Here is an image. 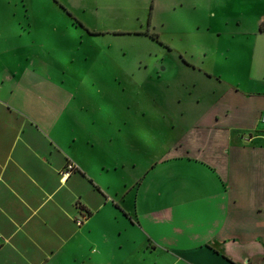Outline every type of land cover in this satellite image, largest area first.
I'll list each match as a JSON object with an SVG mask.
<instances>
[{
  "label": "rangeland",
  "instance_id": "obj_1",
  "mask_svg": "<svg viewBox=\"0 0 264 264\" xmlns=\"http://www.w3.org/2000/svg\"><path fill=\"white\" fill-rule=\"evenodd\" d=\"M60 3L93 33L73 28ZM262 27L264 0H0V98L14 81L4 80L12 71L2 64L13 58L48 72L43 42L49 35L56 40L49 52L57 63L51 77L73 96L67 110L93 114L89 121L96 123H85L84 135L75 128L77 115L66 119L83 146L76 156L111 194L102 225L136 237L135 246L114 255L107 250L99 264H164L165 256L167 264H185L174 254L182 247L149 253L144 229L131 223L126 209L141 221L143 213L165 211L146 221L159 228L164 243L165 225L181 223L192 235L248 227L227 253L245 255L250 264L264 260V168L258 164L264 109L257 113L264 104L257 66ZM156 33L159 40L151 37ZM199 157L204 164L191 159ZM217 169L229 170V204L218 198L224 184ZM237 170L250 181L236 184Z\"/></svg>",
  "mask_w": 264,
  "mask_h": 264
},
{
  "label": "crops",
  "instance_id": "obj_2",
  "mask_svg": "<svg viewBox=\"0 0 264 264\" xmlns=\"http://www.w3.org/2000/svg\"><path fill=\"white\" fill-rule=\"evenodd\" d=\"M1 61L0 56V65ZM257 61L264 80V52ZM17 62L2 64L12 71L11 78L4 80L14 81L5 98H0V264H77L78 261L99 264V256L105 260L108 258L107 250L112 249L114 255L118 248H129L135 244L136 237L127 232L122 234L125 228L121 230L122 227L102 225L100 217H107L104 208L111 194L104 190L98 179L90 178L93 175L89 172L88 163L76 156L83 146L66 119L72 120L77 115L81 121L75 128L84 135L85 123L90 126L96 123L88 121L93 119V114L67 110L73 96L62 83L51 77L54 71L51 63L48 72L41 74L31 69L30 65L25 67ZM262 109L264 104L257 107V113ZM61 117L65 120H61ZM74 147L75 155L72 152ZM258 156V164L264 168V154L259 153ZM200 157L191 159L204 164ZM68 164H73L74 169L66 176ZM217 171L224 184V190L218 194V198L229 204L230 192H233L229 170ZM237 172L236 184L250 181L243 172ZM260 176L263 179L264 173ZM90 189L96 194L92 192L91 196ZM123 212H126L132 224L144 229L150 242L145 246L149 253L161 249L171 252L164 248L172 245L182 247L181 252L174 254L181 257V262L185 264H250L245 255L227 253L231 249V241H242L241 235L249 231L247 226L245 229L232 225L213 234L206 230L192 235L181 223L172 225L171 229L165 225L161 232L169 242L164 243L158 236L159 228H149L146 221L165 211L143 213L145 222L133 210L126 209ZM173 214L170 211L169 218ZM81 216L85 222L78 225L76 219ZM108 227L117 229L120 237L108 233ZM228 233L235 236L232 239L223 238ZM127 236L130 242L126 240ZM88 249L93 254L90 255ZM161 261L168 263L166 256L161 257ZM255 264H264V260Z\"/></svg>",
  "mask_w": 264,
  "mask_h": 264
},
{
  "label": "trees",
  "instance_id": "obj_3",
  "mask_svg": "<svg viewBox=\"0 0 264 264\" xmlns=\"http://www.w3.org/2000/svg\"><path fill=\"white\" fill-rule=\"evenodd\" d=\"M60 6L63 8V9H65L66 10V12H67V14H69L72 18H73V24H75V25H73V28H76L77 26H81V27H84L86 30H88L90 33H93V32H91L90 30H89V28L85 25V23H84V21H82V20H80L74 13H73V11L72 10H70V9H68L64 4H62V3H60ZM151 7H153V4H151ZM151 16H149V18H150ZM74 30V29H73ZM262 30H264V27H262ZM74 32H76L75 30H74ZM77 33V32H76ZM45 38H44V46L43 45H39V47L40 46H43V48H45L46 49V51H45V57L46 58H48V56H49V59H50V61L52 62H50L51 64H53L54 66H56V61H55V57L54 56H50V49H52L53 47H54V45H55V43H56V40L54 39V38H51L49 35H45L44 36ZM151 37L152 38H154V39H156V40H159V35H158V33H156V34H151ZM37 47V46H36ZM44 53V52H43ZM66 53V52H65ZM53 55V54H52ZM55 55V54H54ZM43 56V57H44ZM44 57V58H45ZM13 61H14V58L12 59ZM17 61H18V59H17ZM83 112H89L88 110H84ZM95 112V111H94ZM89 113H91V112H89ZM110 113V112H109ZM88 121H89V119H88ZM74 169V168H73ZM72 171V170H71Z\"/></svg>",
  "mask_w": 264,
  "mask_h": 264
},
{
  "label": "built area",
  "instance_id": "obj_4",
  "mask_svg": "<svg viewBox=\"0 0 264 264\" xmlns=\"http://www.w3.org/2000/svg\"><path fill=\"white\" fill-rule=\"evenodd\" d=\"M261 120L264 122V113L261 116ZM73 168H74L73 164H68L67 169L65 170L66 171L65 172L66 176L69 175L70 171L73 170ZM78 223L81 224V221H78Z\"/></svg>",
  "mask_w": 264,
  "mask_h": 264
}]
</instances>
